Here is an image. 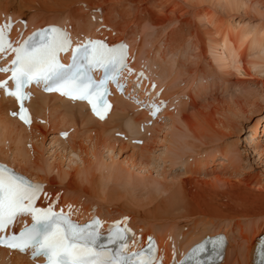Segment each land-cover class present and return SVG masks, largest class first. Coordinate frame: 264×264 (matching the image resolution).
<instances>
[{
	"label": "bare ground",
	"instance_id": "bare-ground-1",
	"mask_svg": "<svg viewBox=\"0 0 264 264\" xmlns=\"http://www.w3.org/2000/svg\"><path fill=\"white\" fill-rule=\"evenodd\" d=\"M73 1L75 0H66L63 4H68ZM99 1L101 2V0ZM125 1H133L135 3L139 0ZM175 1L182 2L185 5L188 3L197 4V6L193 9L192 16L195 19L200 18L203 26L207 29L205 33L209 38L207 47L213 52L214 57L212 56L213 54L211 56L214 58L217 67L224 73L222 75L225 76L229 74L244 79L248 76H252L253 74L254 76L255 74H264V24L261 25L262 23L260 22L254 25V23L250 24L251 22L248 21H236L233 17L242 16L241 14H245L243 12H245L246 9H250L251 7L255 11H258V7L253 0ZM77 2L78 3L76 5L82 3V5H87L91 8L96 5L98 8L101 7V4L95 2V0H77ZM47 4L44 2V0H0V23L3 24L6 20L11 21V28L6 30V35L8 40L13 43L14 47L22 43L34 31L47 26H54L67 31L70 39L73 41V43H75V45L78 43H83L90 38L96 39L98 37H104L108 41L112 42H123L127 47V53L129 57H133L130 62V67L133 69V65L134 68L138 69L136 71L133 69L134 72L143 73L144 77L146 78L145 84L151 83L155 85L152 94H158L159 100L163 101L164 104L158 111L156 117L153 118L145 109L140 107L138 103L134 102L133 100L131 101L130 99H125V94H122L121 96L114 95L112 98V102L115 103L113 111L110 113L106 121H98L92 118L85 104H77L67 100L65 101L54 94L48 95L42 91H33L28 102L32 123L26 127L22 125L21 122L16 120L11 114L12 110L16 107L14 102L10 98L5 97L3 92L0 91V163H4L17 172L25 174L26 176L30 177L33 182H40V184L52 194L59 192L60 196L58 198V202H54L56 203L55 208L57 210L63 209L65 212H70L75 218L79 220L85 221L92 216H98L100 219L105 221H116L123 217H127L128 222L126 226L131 229L134 235H136V237L134 236L135 238L143 242L147 240L148 237L156 238L157 251L158 254L162 256L163 264H170L175 255L178 257V261L186 253L188 247L202 241L205 238L216 237L219 234H224L228 239L225 248L226 250L219 264H227V262L231 261L233 256L236 254V256L240 254L239 257L241 261H238L240 264H252L254 243L258 239L259 235L264 233V194L262 195V193H260L261 191L259 190L258 192L251 190V186L244 175H240V173L231 174L232 172H228V169H224L225 166L223 165H225L227 162L230 165V163L234 162V155H238V152L236 153L237 150L234 149V145H231V147L234 146L233 149L230 147V145H225L223 148L220 146L218 149L219 157L221 159H218L219 161H217L219 162L221 169L218 170L217 173H206L205 169H207L206 166L208 164H203V161L199 160L198 157V159L196 158L192 160V165L189 163L182 174L176 177V179L179 180L178 186L172 191L170 196L168 195V202L166 203L165 208L157 210V212H155L154 209V212L156 213V216L153 219L154 221L163 220L164 218H162L161 215L170 214L171 220L167 224H151V222H146L149 227L143 231L141 227L145 224L140 222L137 218L135 219L130 210L126 211L129 213V216L119 214L118 217H113L110 216L109 212L103 210L102 208H97V206H101L103 203L113 204V199H116L114 196L115 193H113L111 190H108L110 188L108 185L110 184L109 181L112 180L113 182H111L113 185L120 181L118 187H120V184L123 182L120 189L125 193H130L131 186H135L137 184L136 179L138 178L136 177L143 176L142 173L145 172V165L143 166V163L141 162L134 163L132 160L118 161L119 153H114L115 146H118V144H124L125 149H132L135 150V152L139 150L142 151L145 150L150 137H153L152 140H155V137L157 138L158 135H161V139L158 138L161 148L157 158L161 164L167 163L168 161H174L177 158H182L184 156L183 154H186L187 151L192 152V144L186 138L182 139L178 129L172 128V118H175L174 122L180 123L182 127L185 125L187 128H189L192 126L191 124L193 119H196L198 115L197 112L189 113L188 115H184L185 113L183 112V114L180 115L182 106H184L185 102L181 101L180 98L184 93L181 92L178 94L174 92V88H171L170 85H164V83H166V81L168 82V80L171 82L170 77L174 71V66L169 65L170 68L168 65L166 66L165 61H163V57H160L159 55L160 52H154V50L157 49L154 47V44L156 45L157 41L160 42L159 38L156 41V39L154 40L152 36H149L146 41L144 38H142L141 33L135 28V31H126L125 35L123 34L125 32L121 31V28L119 27L120 25L116 26V28L120 29L122 34L120 31H116L115 33L104 26L96 24L95 21L91 20V18L79 19L78 17L77 19L76 17H70L68 15L63 17L64 13L57 11V7H62L63 4H59L57 6L55 5L56 9L49 7V4ZM164 8L165 7L160 8V15L165 14ZM83 9L84 8L81 10ZM49 10H51L50 13L53 16L48 15L50 14ZM92 11H90L92 15L94 13L96 14L95 16H97V11H94V7L92 8ZM147 12L149 13V11ZM90 14L89 17H91ZM153 14L149 13L148 18L150 20L146 18L149 21V25L154 26V24H163L162 22L165 19L158 18L159 15H155V18ZM102 16H104V14ZM107 16L109 17V15ZM69 18H71L73 22L69 20ZM111 18L109 17V22H111ZM104 19L106 20L107 18H102V22L104 21L103 23L105 25ZM21 20L26 21V26L21 23ZM102 22L101 24H103ZM116 22H118V20L114 21L113 23L115 24ZM119 23L120 22L116 23V25ZM95 25L103 27L104 30H100V28L96 27ZM124 28L128 29L129 27L124 26ZM130 32H132V34H130ZM137 36L140 38H137ZM191 36L192 35H190V37ZM195 40L197 42L196 44L199 43L201 45L200 38ZM201 47L202 46H200V49L197 50L202 54L203 48ZM169 54H171V52ZM6 55L8 58L13 56L11 51L6 53ZM138 55L142 56L141 58L143 59V62H137L138 64H136L135 59ZM65 56V54H62L63 58H65ZM148 61L151 63V65ZM168 61L170 62V60ZM1 77L3 76L0 73V78ZM189 83L191 82L189 81L187 83L191 87V84ZM197 95L198 94L195 93V96ZM138 99H144L142 92L138 95ZM261 99L262 103L264 104V97L261 96ZM201 101L206 102L205 100ZM191 104L193 108L194 106L199 108L198 105H195V102ZM200 105L202 104L200 103ZM173 106L174 109L177 108L173 112L175 117L169 118L171 114L168 111ZM166 115L169 116L168 121L164 122V124H166L165 126L156 128L149 125L150 122L151 125L156 124V120L160 119L161 117H165ZM217 117L219 118H217L218 120L216 123L219 127L225 129V125L220 120V115ZM40 119H43V121L46 122L47 130L50 129V127L59 130L56 133L57 138L51 137V143L59 149V163L62 162V164H64L63 162L65 160L67 163L69 161L70 164H74L73 168H70L69 166L67 167L66 173L61 174L59 171L54 172V168L56 169V167L49 166L48 168L42 169L36 163H31L32 159L30 160L26 153L24 146L26 140L32 141L39 136H45V132L41 129L42 127L40 128L39 125L35 126V121ZM157 122L162 124L163 120H158ZM78 126L80 128H78ZM92 129L98 130L97 135L99 137L96 141H94V139L91 137H87V139L84 141V144L88 147V149L90 148V151L86 150V146H78L79 148L77 149L75 143H69L71 138L74 139L75 137V139H80L82 138L84 132ZM34 130H37V133L32 132ZM7 131L16 133L15 142L12 147L4 146L6 142L5 133ZM60 131L67 133V140L58 137V133ZM117 131L121 132L120 136L116 135ZM249 132H251V136H249V138L250 141H252V138L258 134L259 128H257V125H255L249 129ZM93 135H96V130H94ZM121 136L123 138L122 140L124 141L119 140ZM139 139L143 143H141L142 146L139 143H133V141ZM207 139H210V137H207ZM111 144L112 146H110ZM203 145L206 144L203 143ZM262 145L263 148L261 149L257 147H251L254 149L253 151L250 149L253 155H255L258 159H261L262 155L264 154V142ZM95 147H97L98 152H95ZM100 149H106L107 153H110V156L105 160L108 162L106 165L108 168L105 169L108 176L105 178L103 174L100 176L102 178V182L99 185L100 194L96 197L100 200L97 201L99 205H97L95 208H83L84 211H82L80 208L75 210V206L72 204H76V201L73 200L74 198H71L73 200L72 202H70L68 199L69 203H71L68 204L67 198H69L70 195H65L63 197L64 199H62L61 193H64L69 189L70 191L73 190L75 192L78 190L72 185L73 180L71 170L78 171L80 174H83V169L86 163H89L90 165L88 166L91 168L94 164H97L98 170H104V161L99 163L96 161L103 158L104 156L102 154L100 155ZM214 153L217 154L216 151ZM56 154H58V152ZM139 156L141 155L139 154ZM154 156L156 157V155ZM214 158L215 155L210 156V162L213 163ZM52 173L57 176L56 180L53 177H49ZM150 177L151 172L148 173V177L146 178L149 179ZM236 177L237 182L232 183L231 180ZM98 178L99 177H97V179ZM101 178H99V181H101ZM156 178H160V180L157 179L158 181H154L152 179L151 184H148L149 182L147 181L148 185L154 186L152 192H148L146 196L149 204H152V202H154V200L160 195H166L168 194V191H170V188L167 186V184H165L166 180L163 176L157 175ZM201 178L213 179L214 184L211 185L207 182H204L201 180ZM37 179L41 181L43 180L44 182H41ZM256 183L257 184L255 185V188L257 186V188H260L261 190L264 189L261 182ZM57 185L61 186L62 188L58 187L56 190L55 187H57ZM113 185L112 187L115 189L116 186L114 187ZM81 191L83 194L85 193L84 189H81ZM118 193L119 195L121 194L120 191ZM68 205H71V208L67 207ZM196 217H205L207 221L205 222V219L203 218V220L201 219L202 221L200 223H196ZM129 218L133 220L130 221ZM240 220L244 221L246 224V230L244 231L246 235L239 231L241 236H245V242L242 252L241 250H237L238 252H236V250L234 251V248L233 250L231 249L233 244L235 246V243H233L232 230L234 226H236L235 224L240 225L238 224ZM187 221H190V223L192 222V224ZM211 221L213 223H211ZM181 222L185 223L184 226L180 227ZM176 223L179 226V231L176 233V235H172L169 232L178 230ZM174 224H176V227L173 226ZM188 224L189 227L186 228ZM236 248L239 247L237 246ZM175 261L176 259L174 260L173 264H175ZM0 264H35V262L31 261L28 255H19L17 253L7 251L6 249H0Z\"/></svg>",
	"mask_w": 264,
	"mask_h": 264
},
{
	"label": "rangeland",
	"instance_id": "rangeland-1",
	"mask_svg": "<svg viewBox=\"0 0 264 264\" xmlns=\"http://www.w3.org/2000/svg\"><path fill=\"white\" fill-rule=\"evenodd\" d=\"M65 1L66 0H59V1L58 0H44L46 4L47 3L49 4V7H52L54 9H56L55 5L57 6L59 4H63ZM253 1L256 3L258 7V11H255L252 7L250 9H246V11L243 12L245 14H241L242 16H236V17L233 16L236 21H239V20H243L244 22L248 21V22H251L250 24L254 23V25L260 22L262 23L261 25L264 24V0H253ZM95 2H98L99 4H101L100 8H98L97 5L93 6L94 11H97V16H95L96 14L94 13L92 15V13L90 12L92 11L93 7L91 8L87 5H82V3H80L81 5L80 4L76 5L78 3L77 0L71 3H68L69 5L63 4L62 7H57V11L63 12L64 13L63 17L68 15L70 17H74V18L76 17L77 19L78 17L79 19H85V18L90 19L91 18V20L95 21L96 24L104 26L107 29L115 33L116 31L118 32L120 31V29L116 28V26L120 25L119 27L121 28V31L125 32L123 33L125 35H126V31L128 30L135 31L136 29L138 30V32L141 33L142 38H144L146 41L149 36H152V38L154 40L156 39V41L159 38L160 42L157 41L156 45L154 44V47L157 48L154 50V52L155 53L160 52L159 55L160 57H163V61H165L166 66L171 65V66H174V68H176L174 69L172 67L174 70L170 77L172 84L168 80V82L166 81L164 85L165 84L170 85L171 88H174V92L178 94H180L181 92L184 93L182 94L180 98L181 101H185L184 106H182L180 115L183 114V112L185 113L184 115H188L189 113H194V112H197V115H198L196 119H193L192 124H191L192 126L187 128L185 125H183L182 127L180 123L174 122L175 118H172V117H175V115L173 114V112L177 108L174 109V106H173L168 111L171 114L169 118H172V122H173L172 128L178 129L179 134H181L182 139L186 138L192 144L191 151L193 153L190 151H187L186 154H183L184 155L182 157L183 159L177 158L174 161H171V162L168 161L167 163L161 164L157 158L158 154L160 153V148H161L160 147L161 144H159V139H161V135H158L157 138L155 137V140H152L153 137H150L148 144L145 147V150H142V151L136 150L139 153L135 152V150H132V149H125L124 144L123 145L118 144V146H115L114 144L115 146L114 153L116 154L119 153L118 161L132 160L134 163L141 162L143 163V166L145 165L144 167L145 172L142 173L143 176L136 177L138 178L136 179L137 184L135 186H131L130 193H125L120 189L123 182L122 184H120V187H118L120 181L116 183L117 185L116 184L113 185L112 184L113 181L111 180L112 182L109 181L110 184H108L110 186L108 190H111L113 193H115L114 196L116 197V199H113L114 203L113 204L103 203L101 206H97L99 205L97 201H100V200L97 199L96 197L100 194L99 185L102 182V178L100 176H102V174L104 175V178L108 176L105 170L106 168H108L106 167L108 162L105 160L106 158L110 156V153H107L106 149L104 150L100 149L101 150L99 151L100 155L102 154L104 156L103 158L98 159L96 161H98V163L101 161H104V165H103L104 170L102 169L98 170L97 164H94L91 168L90 166H88L90 165L89 163H86L83 169L84 170L83 174L82 173L80 174V172L78 171L71 170L72 180H73L72 185L76 187L78 190H76L75 192L73 190L70 191L69 189L68 191H65L64 193H61L62 199H64L63 197L65 195H68V196L70 195V197L67 198V201L68 199L70 202H72L73 200L76 201V204L72 203L75 206V210L80 208L82 209V211H84V209L86 208H95L97 206V208H100V209L102 208L103 210L109 212L110 216H113V217H118L119 214L129 216V213L126 211L130 210L135 219L137 218L140 222L145 224L141 227L143 231L144 229L146 230L149 227V225L146 222H151V224L152 223L167 224L171 220L170 214L161 215V217L164 218L163 220L154 221L153 219L156 216L155 212H157V210H161L162 208H165V205L168 202V195L170 196L172 191L178 186L179 180L176 179V177L181 175L184 169L186 168V166H188V164L191 163L192 160L196 158L198 159V157H199V160L203 161V164L205 163L208 164L206 166L207 169H205L206 173H210V174H214V172L217 173L218 170L221 169V167L219 166L220 164L218 162L219 161L218 159H221L219 157L218 149L220 148V146L223 148L225 145L227 146L230 145V147L231 145H234L235 147L232 146L231 148L233 149L234 147V149L237 150L236 153L238 152V155H234L235 157V159L233 157L234 162L232 163L229 162L230 165L228 164V162L225 163V165H223L225 166V168L224 167L223 168L225 170L228 169L229 170L228 172H232L231 174L240 173V175H244L247 181L249 182V185L251 186V187L249 186L251 190L256 191V192H258L259 190L261 191L260 193H262L263 195L264 189L261 190L260 188H257V186L255 188V185L257 184L256 182H261L264 188V154L262 155L261 159H258L251 152V150L252 151L254 150L251 147H257L260 149L263 148L262 144L264 142V136H263L264 134L263 133L264 131V127H263L264 126V104L262 103L261 96L264 97V74L263 73L259 75L255 74V76L253 74L252 76H248L247 78H244V79L233 76V75H229V74L225 76L222 75L224 73L217 67V64H215V61L213 58L214 57L213 52L210 51L209 48L207 47L208 40H209V38L205 34L207 29L203 26V23L200 20V18L195 19L192 16L193 9L197 6V4L188 3L187 5H185L182 2H177L175 0H139V1H136L135 3L133 1L126 2L125 0L124 1L123 0H108V1L101 0V2L99 0H95ZM161 7H165L167 9L166 10L164 8L165 14L160 15ZM82 8L84 9L81 10ZM146 10L149 11L150 14L154 13L153 15L155 18L156 16L159 15L158 18L165 19L162 22L163 24H154V26L149 25V21H148L149 13ZM50 12L51 10H49V13ZM89 14L91 15V17H89ZM103 14L104 16H102ZM48 15L53 16L51 13ZM107 15H109L110 18L112 17L111 18L112 23L117 20L120 23L117 25L116 23L118 22H116L115 24L114 23L112 24L111 22H109V17ZM105 17L107 19L106 20L104 19L105 20V25H104L103 23L104 21L102 22V18H105ZM69 20H71V18H69ZM101 22L103 24H101ZM101 26H96V27H99L100 30H104V28ZM124 26L129 27V28L126 29L124 28ZM122 28L125 30H123ZM130 34H132V32H130ZM190 35L192 36L190 37ZM137 38H140V37L137 36ZM197 38L201 39V45L199 43H198L199 45L196 44L197 42L195 39ZM200 46H202L201 48H203L202 54L200 53V51H198L200 49ZM170 52L171 54H169ZM141 57H142L141 55L136 56V59H135L136 64H138L137 62L139 63L143 62V59ZM168 60H170V62ZM132 67L134 71L138 70L134 68L133 65ZM189 81L191 82L189 83L191 84V87L190 85L187 84ZM187 85H188V89H187ZM195 93L198 94L197 95L198 97L195 96ZM201 100H205L206 102H202ZM192 101H194L195 105H198L199 108L197 106H194L193 108L191 103H194V102ZM200 103L202 105H200ZM218 115H220L221 117L220 120L225 125L226 127L225 129L219 127L218 124L216 123L218 120L217 118H219L217 117ZM168 116L169 115H166L165 117H161L158 120H163L162 124H164V122L168 121ZM38 118H41V117H38ZM0 120H1V114H0ZM158 120H156V124L151 125V122H150L149 125L151 127H156V128H160L166 125V124L162 125L158 123L157 122ZM35 122H36L35 126L39 125L40 128L42 127L41 129L45 132V136H39L37 137L38 139L35 138L32 141L26 140L24 146H25L26 153L29 156L30 160L32 159L31 163L33 164L36 163L42 169L48 168L49 166L56 167V169L54 168V172L59 171L61 172V174L66 173L67 167L69 166L70 168H73L74 164L72 163L70 164L69 161L67 163V161L65 160L63 162L64 164H62V162L59 163L60 162L59 149L56 148L55 145L51 143V139H52L51 137H56V133L59 130L53 129L52 127H50V129L47 130L46 122H44L43 119L37 120ZM255 125H257V128H259V132L256 136L252 138V141H250L249 136H251L250 134L251 132H249V129ZM78 128L80 127L78 126ZM94 130H96V135H93ZM97 131H98L97 129L86 131L82 135V138L80 139H77V138L75 139V137L74 139L71 138L72 141L70 139L69 143H75V145L77 146V149L79 147H84L86 146L84 144V141L87 139V137H91L92 139H94V141L97 140V138L99 137L97 135ZM32 132L37 133V130H34ZM88 135H91V136H88ZM207 137H210V139H207ZM15 138H16L15 132L7 131L5 133L6 142L4 146L12 147L15 142ZM122 139L123 138L121 136L119 140L124 141ZM203 143L206 145H203ZM110 146H112V144ZM136 146L141 147L139 145H136ZM95 149H96L95 152H98L97 147H95ZM86 150L90 151V148L88 149V147L86 146ZM215 151L217 152V154L214 153ZM57 152L58 154H56ZM139 154L141 156H139ZM154 155H156V157ZM213 155H215V158H214V162L212 163L210 162L211 160H209V158L210 156H213ZM150 158L151 159L153 158V159L151 160ZM96 159H97V155H96ZM149 172H151V177L147 179L146 177H148ZM157 175L163 176L165 178L166 180L165 184H167V186L170 188V191H168V194L166 195H160L154 200V202H152V204H149V202L146 199V196L148 192H152V189L154 188V186L153 185L150 186L148 184L152 183V179L154 181H158L157 179L160 180V178H156ZM49 177H53L55 178V180L57 179V176H55L54 173H52ZM97 177L101 178V181H99L100 179L99 178L97 179ZM201 180L211 185L214 184L213 179L201 178ZM41 182H44V181L42 180ZM231 182L236 183L237 177L231 180ZM112 185L114 187L116 186L117 188L115 187V189H113ZM58 187L62 188L61 186L57 185L55 189L57 190ZM81 189L85 190L84 194L82 193ZM119 191L121 192L120 195L118 193ZM71 198L72 199L74 198V199L72 200ZM69 201H68V204H71L69 203ZM154 209H155V212H154ZM203 218L205 219L204 221L206 222L207 219L205 217H200V218L196 217V220H195L196 223H200L203 220ZM129 219L130 221L133 220L131 218ZM212 221L211 223H213ZM187 222L190 223V221H187ZM184 223L185 222L183 223L181 222V224L179 223L180 227L184 226ZM176 224H174L173 226L176 227ZM190 224H192V222ZM238 224L240 225L235 224L236 226H234L232 230L233 232L232 237L234 241L233 243H235V246L233 244V247H231V249L233 250L234 248V251L236 250V252H238L237 250H241L242 252L243 245L245 242L244 235H246V233L244 231L246 230V227H245L246 224L242 220H240ZM188 227H189V224L186 226V228ZM177 229L178 230H174L169 233L172 235H176V233L179 231V226ZM239 231L242 232L244 235L241 236ZM237 246L239 248H236ZM236 255L233 256L231 261L227 262V264H240V262H238V261H241L239 257L240 254H238V256Z\"/></svg>",
	"mask_w": 264,
	"mask_h": 264
},
{
	"label": "snow or ice",
	"instance_id": "snow-or-ice-1",
	"mask_svg": "<svg viewBox=\"0 0 264 264\" xmlns=\"http://www.w3.org/2000/svg\"><path fill=\"white\" fill-rule=\"evenodd\" d=\"M21 23L26 26V21ZM10 28V20L0 25V56L9 51L13 54L9 65L0 68V72L10 73L0 80V91L14 98L17 107L11 114L24 124L32 123L24 102L33 91L59 94L73 102L86 101L101 121H106L114 109L108 100L109 85L153 118L163 106L158 94H152L155 85L145 84L143 73L130 67L133 57L123 42L98 37L73 47L67 31L51 26L34 31L14 47L6 35ZM61 53L69 54L66 63ZM96 73L99 75L94 78ZM30 87L31 91H26ZM141 92L143 100L138 99ZM59 196V192L52 194L43 185L0 165V246L30 253L33 259L43 257L45 264H160L152 238L141 244L126 226L127 217L101 233L95 217L80 224L70 212L55 211ZM132 246H136L135 251L129 250ZM222 247L221 237L207 238L191 249L188 260L191 264H217ZM255 251L257 264H264V238L257 242ZM202 254L206 258H201Z\"/></svg>",
	"mask_w": 264,
	"mask_h": 264
}]
</instances>
